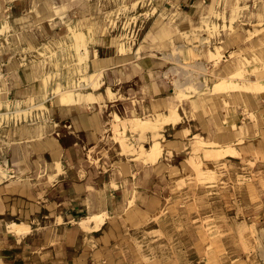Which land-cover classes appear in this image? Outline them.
<instances>
[{
  "label": "rangeland",
  "instance_id": "374dc122",
  "mask_svg": "<svg viewBox=\"0 0 264 264\" xmlns=\"http://www.w3.org/2000/svg\"><path fill=\"white\" fill-rule=\"evenodd\" d=\"M59 104L97 111L105 152L153 169L158 261L264 264V0H0V122L47 124Z\"/></svg>",
  "mask_w": 264,
  "mask_h": 264
},
{
  "label": "crops",
  "instance_id": "0c3cea01",
  "mask_svg": "<svg viewBox=\"0 0 264 264\" xmlns=\"http://www.w3.org/2000/svg\"><path fill=\"white\" fill-rule=\"evenodd\" d=\"M129 71L123 70L125 78L136 76ZM159 71H145L150 98L165 90ZM11 79L10 91L24 93L21 74ZM67 105H57L47 124L0 122V162L7 167L0 171V264H170L153 254L160 245L167 255L168 218H141L143 206L156 212L153 183L142 187L139 177L153 169L142 171L118 147L105 152L99 113ZM176 146L172 141L166 149ZM184 219L182 238L189 244L196 228Z\"/></svg>",
  "mask_w": 264,
  "mask_h": 264
},
{
  "label": "bare ground",
  "instance_id": "6f19581e",
  "mask_svg": "<svg viewBox=\"0 0 264 264\" xmlns=\"http://www.w3.org/2000/svg\"><path fill=\"white\" fill-rule=\"evenodd\" d=\"M239 74V73H238ZM239 76V75H238ZM94 82V81H93ZM249 82V81H248ZM92 83V82H91ZM215 84V83H214ZM219 84H222V83H219ZM234 84V83H233ZM232 85V84H231ZM219 86V85H218ZM222 86V85H221ZM227 86V85H226ZM226 86H223V88L224 87H226ZM237 86V85H236ZM217 87V86H216ZM215 87V88H216ZM235 87V86H234ZM223 88H222V91H224L223 90ZM230 88H232L231 86H230ZM230 88H228V89H230ZM248 88V87H247ZM220 89V88H219ZM227 89V88H226ZM233 89V88H232ZM250 89H252V88H248V90H250ZM217 90V89H216ZM215 89H214V91H216ZM226 92H227V90H226ZM66 95V94H65ZM61 95V98H60V101H61V104H71V101L73 100V98L71 97V96H68V95ZM75 101V100H74Z\"/></svg>",
  "mask_w": 264,
  "mask_h": 264
}]
</instances>
